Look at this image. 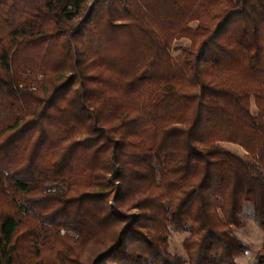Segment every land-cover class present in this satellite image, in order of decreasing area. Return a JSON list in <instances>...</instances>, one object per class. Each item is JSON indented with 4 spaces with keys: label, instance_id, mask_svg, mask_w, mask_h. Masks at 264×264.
Masks as SVG:
<instances>
[{
    "label": "trees",
    "instance_id": "1",
    "mask_svg": "<svg viewBox=\"0 0 264 264\" xmlns=\"http://www.w3.org/2000/svg\"><path fill=\"white\" fill-rule=\"evenodd\" d=\"M248 208L264 0H0V264H240Z\"/></svg>",
    "mask_w": 264,
    "mask_h": 264
},
{
    "label": "rangeland",
    "instance_id": "2",
    "mask_svg": "<svg viewBox=\"0 0 264 264\" xmlns=\"http://www.w3.org/2000/svg\"><path fill=\"white\" fill-rule=\"evenodd\" d=\"M94 3V2H93ZM92 4V3H89ZM200 24L199 21L191 22L188 26L190 28L196 29ZM192 44L190 38H180L174 41L171 47V52L173 57L177 58L182 54V48L188 47ZM251 111L254 116H257L258 110L255 103V98L251 99ZM222 148L231 151L239 156H245L247 152L240 146L233 143H225L221 145ZM244 226L241 229H233V233L238 236L243 242L248 244L251 247V250L243 258H240L238 262L240 264H254V258L256 252H258L264 241V233L258 227V225L250 218L249 208L246 210L244 215ZM64 232V231H63ZM188 234L180 233L177 231L171 230L169 244L170 251L172 254L184 255L183 242L187 238Z\"/></svg>",
    "mask_w": 264,
    "mask_h": 264
},
{
    "label": "built area",
    "instance_id": "3",
    "mask_svg": "<svg viewBox=\"0 0 264 264\" xmlns=\"http://www.w3.org/2000/svg\"><path fill=\"white\" fill-rule=\"evenodd\" d=\"M89 1V3H93L94 1H96V0H88Z\"/></svg>",
    "mask_w": 264,
    "mask_h": 264
}]
</instances>
